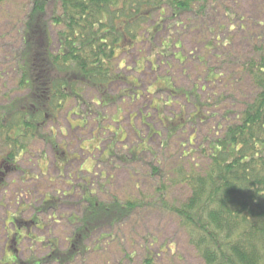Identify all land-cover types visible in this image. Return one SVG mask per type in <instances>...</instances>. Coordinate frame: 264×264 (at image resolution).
<instances>
[{
    "label": "rangeland",
    "instance_id": "obj_1",
    "mask_svg": "<svg viewBox=\"0 0 264 264\" xmlns=\"http://www.w3.org/2000/svg\"><path fill=\"white\" fill-rule=\"evenodd\" d=\"M26 4L0 6V108L26 93L17 72ZM59 30L49 28L53 51ZM260 53L264 0H213L201 18L154 15L120 57L108 101L84 89L26 142L0 192V264H42L53 246L63 254L86 207L118 215L127 202L129 215L115 225L100 215L86 255L66 264H203L166 204L188 197L181 179L208 164L205 141L252 99L244 63ZM5 149L0 136V160Z\"/></svg>",
    "mask_w": 264,
    "mask_h": 264
},
{
    "label": "trees",
    "instance_id": "obj_2",
    "mask_svg": "<svg viewBox=\"0 0 264 264\" xmlns=\"http://www.w3.org/2000/svg\"><path fill=\"white\" fill-rule=\"evenodd\" d=\"M13 1L0 0V6ZM212 1L26 0L17 55L18 86L26 93L10 103L11 110L0 108V136L6 148L0 160V192L7 177L17 171L15 163L26 142L37 137L53 114L70 100L82 102L84 89L108 101L110 85L120 79V57L138 44L154 15L201 18ZM50 27L60 29L55 51ZM244 69L252 99L220 135L205 141L207 150L202 151L208 164L181 179L188 197L178 205L166 204L203 264H264V54L244 63ZM14 128L19 134L12 139L9 133ZM159 199L163 202V192ZM134 205H121L118 215L98 203L95 208L102 212L94 215L86 207L81 219L72 223L76 228L66 252L53 246L55 250L39 261L48 264L54 258L57 264H66L85 256L84 243L104 224L100 215H111L107 222L115 225Z\"/></svg>",
    "mask_w": 264,
    "mask_h": 264
}]
</instances>
